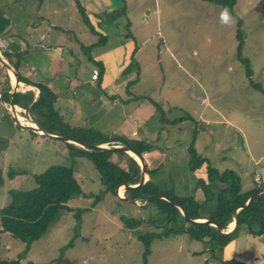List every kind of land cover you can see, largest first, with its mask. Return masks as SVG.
I'll use <instances>...</instances> for the list:
<instances>
[{"label":"rangeland","instance_id":"1","mask_svg":"<svg viewBox=\"0 0 264 264\" xmlns=\"http://www.w3.org/2000/svg\"><path fill=\"white\" fill-rule=\"evenodd\" d=\"M10 1L0 0V8L4 10ZM34 1L25 3L29 13ZM44 1L41 10H57L63 23L66 14H75L71 0ZM110 2V7L125 13L130 25L124 31L134 39L131 47L135 48L133 61L138 70L126 89L137 99L154 100L161 109L144 126L135 127L145 144L161 152L157 161L161 165L150 174V180L160 188L171 187L176 195L189 192V178L183 173L184 148L190 144L195 126L194 149L204 152L211 162L222 157L218 168L235 169L244 186L249 174L261 166L262 161L253 164L255 157L264 154V92L248 84L243 65L235 56L234 33L236 21H240L241 53L249 62L251 79L264 87V0H236L229 25L220 22L222 10L217 5L201 0ZM52 17L56 19L57 15ZM110 62L108 69L113 68L114 61ZM8 74L12 79V73ZM0 105L8 111V104ZM186 114L192 120L163 123ZM16 118L23 125L29 122L20 115ZM2 119L0 207L8 201V189L33 187L31 175L50 165L70 167L80 193L71 195L66 202L71 209L58 211L44 235L29 244L1 232L0 258L17 259V264H217L205 262L204 243L190 240L184 233L151 239L144 263L137 236L154 226L129 229L120 218L153 220V202L142 205L140 199L132 203L117 200L110 192L100 193L99 174L79 154V145L33 134ZM111 156L115 160V155ZM8 169L22 174L8 179ZM261 241L246 235L229 243L219 255L234 264H264Z\"/></svg>","mask_w":264,"mask_h":264},{"label":"trees","instance_id":"2","mask_svg":"<svg viewBox=\"0 0 264 264\" xmlns=\"http://www.w3.org/2000/svg\"><path fill=\"white\" fill-rule=\"evenodd\" d=\"M40 1V0H38ZM217 5L221 10L227 8L231 15H234L233 6L236 0H201ZM77 12L81 21L87 27L90 33L96 36V41L83 46L84 51H87L94 46L102 45L105 42L103 34L96 30L86 17L83 8L77 0H74ZM123 12V11H121ZM236 31L234 38L235 56L236 59L243 65L244 76L248 84L260 92H264L258 82L251 79L252 71L249 62L241 53L242 35L239 30L240 21H236ZM10 29V20L0 8V53L7 63L16 71L17 80L25 85L35 87L38 92L33 97V92L30 89L19 91L16 90L11 94V103L18 106L20 109H26V116L23 111H18L17 114L29 119L42 130L60 136H66L70 139L79 140L90 144L108 143L109 145L121 144L128 145L138 153H144L151 150L154 146L145 144L141 140L124 138L122 136L103 135L102 133L91 129L71 126L65 122L55 110L53 103L55 100V92L49 84L38 81L32 82L27 78L20 76L17 72V61L14 57H18L24 52H20L15 45L14 40H9L2 43L5 37H13L14 35L8 32ZM17 39L23 41V37ZM26 45V43H25ZM27 45L24 46L26 49ZM89 60L93 61L87 54ZM10 90V78L7 74V69L4 64H0V101L5 105L8 104ZM138 100H143L141 96ZM153 104L154 112L161 111L157 103L147 98ZM2 118L12 122L7 110L0 105V122ZM192 120L189 115H183L171 120H163V123H174L176 121ZM195 123V120L193 119ZM195 126L191 134V142L187 146L188 160L187 168L190 172L203 168V175L195 177L194 187L201 196L196 198L193 195H176L172 189L160 188L156 183L150 180V174L154 173L160 167V163L151 168H146V181L135 188L125 189L122 193L124 197L131 199H140L143 201L145 196L160 193L179 205L190 219L204 218L210 221L217 222L223 226L229 225L233 221L232 210L237 205L245 202L259 187L264 186L259 182L257 185L251 180L249 187H244L240 182V177L237 172L231 169L218 170L213 167L204 157L196 153L193 146L195 137ZM35 134L34 132H32ZM43 136V135H42ZM0 139V145L1 144ZM1 147V146H0ZM78 152L84 158L88 159L95 167L99 174V182L101 184L100 193L110 192L114 195V190L117 185L126 183L134 185L138 181L140 167L138 163L127 153L122 151H94L87 148H78ZM115 154L118 156L117 162L110 159V156ZM22 174L21 171L8 169L5 177L12 179L15 175ZM34 186L29 189L10 188L6 191L8 201L0 207V233L7 232L13 238L20 240L23 243L29 244L32 241L40 238L47 231L58 211L71 207L66 205L68 198L73 194H79L80 188L75 180L70 167L62 165H50L39 173L31 175ZM2 171L0 169V184L2 183ZM212 182L221 184V188L216 193L214 203L203 217L199 212L211 198V193L208 185ZM120 200V199H117ZM122 201V200H121ZM148 202H153V220L120 218L123 226L129 229L137 228L141 225L154 226L153 230L139 234L137 237L142 243V258L146 261V255L149 253L148 244L153 238L167 237L170 234L184 233L190 240L200 241L204 243L206 249L203 252L207 253L205 262H215L217 264H234L230 260H223L220 257V252L225 245L237 236L241 227L250 236H259L264 233V191L255 195L254 198L246 206L240 207L237 210V223L235 228L230 233H220L216 227L205 222L188 223L182 219L179 209L170 201L163 198H152ZM86 210V208H82ZM80 209V211H82ZM79 212V210H78ZM78 220V217H76ZM201 251L196 252L200 254ZM0 264H17V259H2Z\"/></svg>","mask_w":264,"mask_h":264},{"label":"crops","instance_id":"3","mask_svg":"<svg viewBox=\"0 0 264 264\" xmlns=\"http://www.w3.org/2000/svg\"><path fill=\"white\" fill-rule=\"evenodd\" d=\"M26 1L11 0L3 10L10 20L8 32L14 36L5 37L2 43L12 39L16 42L15 45L19 51L24 52L13 58L14 60L17 58V72L19 75L32 82L42 81L49 84L55 92L53 106L69 125L91 128L109 135L116 134L124 138L144 141V136L140 137L135 127L144 126L155 112L153 104L147 99L138 100L136 95H132L131 91L126 89L127 82L131 80L130 77L137 75L138 66L133 61L135 48L131 47V40L134 39L124 31L125 27L128 24L130 25L125 13L123 14L118 8L110 7V0H77L89 22L105 37V42L102 45L91 47L86 53L83 46L95 42L96 36L90 33L81 21L74 0H71L70 4L76 8L75 14L72 16L66 14L65 23L62 22L63 16L58 15L57 10L53 8L48 11L41 10L44 0H35V5L33 4V10H30V13L26 11ZM52 14H56L57 18L54 19ZM69 34L72 36H68ZM15 36H21L24 39L22 41ZM25 43L27 45L26 49H24ZM87 54L93 61L88 59ZM110 60L114 61L112 69L106 67L107 64L110 65ZM92 68L97 69V77L94 80L90 78ZM123 84L125 89L122 90L124 92H121L120 96ZM13 86L14 81L10 78V90ZM27 89L33 92V97L36 96L38 90L35 87L25 85L20 81L15 84L14 91ZM13 107L16 113L22 110L18 106L13 105ZM24 110L22 111L24 112ZM28 121L31 122L29 119ZM98 145L110 146L112 144L100 143ZM184 149L186 150L184 152L186 167L183 173L189 178L187 180L189 192L178 195H193L199 199L201 196L195 190L194 182L195 177L203 175V168L190 172L187 168V145ZM159 152L160 149L154 146L151 150L141 153L146 168L158 164L157 161H159L161 153ZM196 153L204 157L218 170L227 168H218L219 163L223 161L222 157L220 159L215 158V161L211 162L204 152L196 151ZM115 157V160L112 156H110V159L114 162L119 161L116 155ZM249 159L251 160V157ZM134 160L137 162L136 159ZM263 160L264 154L255 157L253 164L256 165L262 161L261 166H256L254 171L249 174V181L244 187L251 185V180L256 174L259 182L264 184ZM227 169L237 172L232 168ZM143 177L144 179L148 178L146 173ZM169 184H173V182L170 181ZM183 185L185 187V184ZM220 188L221 184L218 182H212L208 185L211 198L204 203L199 211L201 216L204 217L211 208ZM169 189L172 188L169 187ZM198 220H204V218H198ZM246 235L248 234L241 227L237 236L229 241L225 247L234 241L236 243L237 238ZM251 237L258 240L262 239L261 243L264 244V233ZM259 261L257 260V262Z\"/></svg>","mask_w":264,"mask_h":264},{"label":"water","instance_id":"4","mask_svg":"<svg viewBox=\"0 0 264 264\" xmlns=\"http://www.w3.org/2000/svg\"><path fill=\"white\" fill-rule=\"evenodd\" d=\"M0 64H4L6 69L9 72H11L12 76H13L14 86L11 88V90L9 92L8 111L7 112L9 114V116L11 117L13 123L16 126H18L21 129H24V130H30L32 132L38 133V134L43 135L45 137L56 138V139H59V140H62V141H66V142H72V143H75V144L79 145L80 147L87 148V149H90V150H94V151H122V152H125V153L131 152L136 157L137 162H138L139 167H140L137 183L134 184V185H127L126 183H122L120 185H117L115 190H114V194H115L117 199H120V200L126 201V202L136 203L137 199L127 198V197H124V196H121V195L119 196L118 190H119V186L121 187L120 188L121 191H124L125 189L138 187V186L142 185L146 181V179H144V177H143L144 174H145V171H146V166H145V162H144L143 157L141 156V154L136 152L132 148H130L128 145L101 146V145H98V144H90V143L82 142V141H79V140L70 139V138H68L66 136H60V135H54V134L48 133V132L42 130L37 125H35L33 122H30V123H32V125H29V124L23 125V124L19 123L18 119L16 118V116H17L16 111H15V109L13 107V104L11 103V100H10L11 99V94H12V92L15 89V84L18 82L17 76H16V71L7 63V61L3 58L1 53H0ZM23 113H24V116H26V109L24 110ZM263 191H264V186L259 187L258 190L255 193H253L245 202H243V203L237 205L236 207H234L233 210H232V217H233L232 224L231 225H226V226H223V225H221V224H219L217 222L210 221V220H207V219H204V220L190 219L179 205H177L172 200L168 199L167 197H165L164 195H162L160 193L151 194V195L145 196L144 199H143L142 205L147 203L149 199H152V198H163V199L168 200L171 203H173L179 209V211H180V213L182 215V219L185 222L192 223V224L205 222L207 224H210V225L216 227L217 231L220 232V233H230V232H232L234 230L235 225L237 223V210L240 207H243V206H246L247 204H249L250 201L254 198L255 195H257V194H259V193H261Z\"/></svg>","mask_w":264,"mask_h":264},{"label":"clouds","instance_id":"5","mask_svg":"<svg viewBox=\"0 0 264 264\" xmlns=\"http://www.w3.org/2000/svg\"><path fill=\"white\" fill-rule=\"evenodd\" d=\"M219 18H220V22L224 25H229L233 21V17L231 16V14L229 13V10L227 8H224L222 10Z\"/></svg>","mask_w":264,"mask_h":264},{"label":"built area","instance_id":"6","mask_svg":"<svg viewBox=\"0 0 264 264\" xmlns=\"http://www.w3.org/2000/svg\"><path fill=\"white\" fill-rule=\"evenodd\" d=\"M96 77H97V69L92 68V69H91V73H90V78H91L92 80H94V79H96ZM253 181H254L257 185L259 184V178H258V175H257V174L253 176Z\"/></svg>","mask_w":264,"mask_h":264},{"label":"bare ground","instance_id":"7","mask_svg":"<svg viewBox=\"0 0 264 264\" xmlns=\"http://www.w3.org/2000/svg\"><path fill=\"white\" fill-rule=\"evenodd\" d=\"M12 79H13V77H12ZM24 123H25V124L32 125V123H29V122H27V121H24ZM127 154H128L129 156L133 157L134 159H136V157H135L131 152H127ZM118 194L120 195V190H118ZM231 224H232V222H231Z\"/></svg>","mask_w":264,"mask_h":264}]
</instances>
